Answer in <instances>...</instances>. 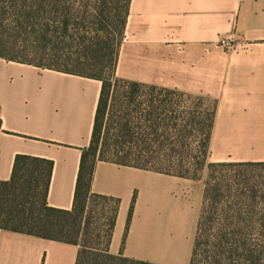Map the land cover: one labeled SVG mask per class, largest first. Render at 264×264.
I'll list each match as a JSON object with an SVG mask.
<instances>
[{"label": "crops", "instance_id": "1", "mask_svg": "<svg viewBox=\"0 0 264 264\" xmlns=\"http://www.w3.org/2000/svg\"><path fill=\"white\" fill-rule=\"evenodd\" d=\"M117 70L214 98L208 163L264 162V0H131ZM100 90L98 79L0 57V180L17 154L50 159L48 204L71 209ZM206 180L97 159L91 192L119 200L109 251L190 264ZM78 251L0 228V264H75Z\"/></svg>", "mask_w": 264, "mask_h": 264}, {"label": "trees", "instance_id": "2", "mask_svg": "<svg viewBox=\"0 0 264 264\" xmlns=\"http://www.w3.org/2000/svg\"><path fill=\"white\" fill-rule=\"evenodd\" d=\"M130 2L0 0V57L101 81L71 209L48 204L50 159L17 154L11 178L0 180V228L77 244L75 264H158L109 251L119 200L91 192L97 159L192 178L199 175L191 169L207 161L214 107H204L202 97L192 105L190 92L116 74ZM192 144L200 148L194 163L182 149ZM147 152L156 154L146 157ZM255 166L264 162L208 163L190 264H264V210L236 208L264 205V185L259 189L251 177L240 178L245 175L242 168ZM222 188L232 196H223ZM90 197L114 202L104 234L90 230ZM225 198L233 211L218 215L215 205ZM133 205L134 200L127 228ZM208 222L217 225L207 234ZM206 234L212 241L204 240Z\"/></svg>", "mask_w": 264, "mask_h": 264}, {"label": "rangeland", "instance_id": "3", "mask_svg": "<svg viewBox=\"0 0 264 264\" xmlns=\"http://www.w3.org/2000/svg\"><path fill=\"white\" fill-rule=\"evenodd\" d=\"M116 74L118 76H123V74L120 71H116ZM126 78V77H125ZM193 95V99H192V105H194L195 102H198V97H202L203 98V104L204 107L208 108V109H213L214 105H215V100L212 96L207 95V94H192ZM196 144H192L191 148H182L185 149V151L187 152L186 155H193L192 157L189 156L188 158H192L191 162L194 163V158H198V154H199V149L200 148H194ZM155 149V148H154ZM198 150V151H197ZM155 152H147L145 153V156H151V155H155ZM196 156V157H195ZM186 160V159H185ZM187 162V160H186ZM187 165L188 162L186 163ZM196 164V163H195ZM241 170L244 171L243 176H241L240 178L243 179V177H251V181L253 183H256L260 189V187L262 188L264 185V166H255V167H244ZM191 173H196L197 175L201 176L204 174H206V178L208 177V172H209V168H208V162L206 161L205 164H203L202 167H199V169H191L190 171ZM217 177L219 176L218 173H216ZM219 180V179H218ZM221 194L223 196H226L225 194H230L227 193L226 190H224L223 188L221 189ZM229 196H232V194H230ZM226 200V201H225ZM212 202H210L208 205L212 206L213 204H211ZM231 201H229V199L225 198L223 201L220 200V202H218L215 205V209L218 213H224V214H228V213H232V208L230 207L231 205ZM90 205V209H91V217H90V230L94 233V235L98 232H101V234L105 233V231L108 229V222L112 213V208L114 206V202L108 199H103L101 197H90L89 199V203ZM92 206V207H91ZM237 210L239 211L241 208L242 211L246 212L249 211L250 209L253 211V213H261L264 210V205H256V207H245L243 206V204L238 205ZM208 212H212V210H210L208 208ZM208 215H213V214H208ZM220 215V214H218ZM216 218V217H215ZM209 219V218H208ZM217 224H215L214 222L210 223L208 222V224L206 225V227L208 228L207 230V234L208 232H211L212 226H216ZM211 228V229H210ZM205 235L204 240H211L210 238H208V235ZM93 241H96L95 239H93ZM212 241V240H211ZM204 247H208L207 244H204Z\"/></svg>", "mask_w": 264, "mask_h": 264}]
</instances>
